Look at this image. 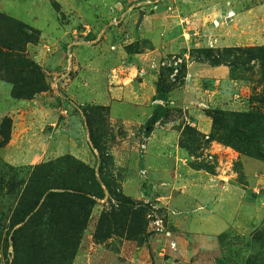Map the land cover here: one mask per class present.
<instances>
[{"label":"rangeland","instance_id":"rangeland-1","mask_svg":"<svg viewBox=\"0 0 264 264\" xmlns=\"http://www.w3.org/2000/svg\"><path fill=\"white\" fill-rule=\"evenodd\" d=\"M0 42V264H264V67L192 54L264 47V0H0ZM37 174L70 189L58 243L43 199L12 226Z\"/></svg>","mask_w":264,"mask_h":264},{"label":"trees","instance_id":"trees-1","mask_svg":"<svg viewBox=\"0 0 264 264\" xmlns=\"http://www.w3.org/2000/svg\"><path fill=\"white\" fill-rule=\"evenodd\" d=\"M12 35H13V41L14 40L19 41V38L30 39L28 33H26V28H24L23 25L18 24V23H16V28H15V31L13 30ZM9 47H10V44L4 45L3 43H2V49L0 47V57H2L3 59L5 58V60L7 59L6 61H9L8 59L9 56L4 54L3 50L9 49ZM243 52L245 56H248L252 60L254 59L258 60L259 64L262 67H264V47L253 48V49H249L245 51H242L239 48H224L221 51H217V52H215L212 49L202 48V49H196L195 51L192 52V54L195 53L199 61L203 63L204 62L208 63L211 66H220V65H224V63L227 62L232 67L233 65L227 59L230 58L236 61L237 58L235 57L238 56L236 53H243ZM23 62L25 63L24 64L25 67H27L28 69L32 68V63H29L27 61H23ZM6 68H7V65H5V70ZM22 73L23 71L21 72V70H18V74H19L18 78H21L22 80H24L25 78H22ZM164 83L165 82L162 76L160 75L158 78L156 94L153 98V101H155V104L153 103L154 104L153 112H152V115L149 121L147 122L149 124H154L156 122H159L161 119L166 117V113H167V110L165 107L166 96L164 93L166 88L163 87ZM13 85H15V83ZM37 89H39V82L38 80H36L35 76L34 77L31 76L29 77L28 84L24 81H21L19 84H17L14 87L13 93L16 95V96L14 95V97L15 98H29L37 93L36 91ZM211 117L213 118L214 124L216 125H221V123L223 124L224 119H225L224 113L221 112L220 110H214L211 113ZM8 123L9 121L5 120L2 122V125H1V127H4V129H2V131L0 132L1 138L3 140H7L8 135H9L10 125ZM234 127H237V126L234 124ZM147 135L148 134L145 133L146 137ZM93 175L94 174L91 173L90 175L91 179H89V181L94 180ZM29 180L30 181L28 183L29 185L28 191H26V194H28V197L25 199V202L22 203V210L19 213L21 218L15 219V221L12 222V226L21 224L25 218H27L30 214H32L33 211H35L39 202L43 199L45 203L43 205L41 204L40 208L36 211V213H41V209H43L41 215H45L48 218L47 219V229L49 230L48 232L49 234L48 235L43 234L45 238L41 243L45 242L47 238L49 240L51 239H54L55 241L57 240V243H58L61 240V238L62 239L65 238V233L60 230V227H61L60 225L63 222V219L60 215L59 207L62 209V211L65 210V207L63 204L60 203V200L62 199V197H65L62 194H66V193H59L57 190L59 189L70 190V189L56 188L54 185L48 182L46 177L45 179H41L38 174L36 177L31 176ZM0 181L2 182V180ZM79 196L81 197L80 206H83L82 211L85 210L87 206H89V202L94 203V201L91 200L89 194L79 195ZM66 220L67 218L65 219V222H67ZM70 221H71L70 224H73V220L70 219ZM83 223H80V226H82ZM32 233L34 234V232ZM40 235L41 233H38L36 237L34 236V238H38L40 237ZM61 243L65 244V241L62 240ZM38 245L39 244H37V246ZM38 248H40V245L38 246ZM37 250L40 253L41 248ZM38 252L27 254L25 255L24 259L27 260L33 254L38 253ZM54 255H57V252L54 253ZM218 263L225 264L224 261H221V260L218 261ZM21 264H24V262H22Z\"/></svg>","mask_w":264,"mask_h":264},{"label":"crops","instance_id":"crops-1","mask_svg":"<svg viewBox=\"0 0 264 264\" xmlns=\"http://www.w3.org/2000/svg\"><path fill=\"white\" fill-rule=\"evenodd\" d=\"M139 53H142V51H140L139 50ZM135 54V53H134ZM150 54H154L153 52H150ZM148 54H143V55H139L138 54V57H136L137 59H136V61L133 63V65H135L134 67H136L137 69L139 68L140 70H142V68L143 69H145V68H148V66H149V60L148 59H145V57L147 56ZM133 57H135V55L133 56ZM132 57V58H133ZM141 58V59H140ZM148 60V61H147ZM139 61H141V65H140V63H139ZM142 62H143V64H142ZM145 66V67H144ZM213 69V68H212ZM215 72H216V70H217V68H215V69H213ZM142 72H144L143 70L141 71V73ZM207 76V75H206ZM145 77V76H144ZM151 77H154V76H151ZM144 79V78H143ZM140 80V79H139ZM139 83H141L140 81H139Z\"/></svg>","mask_w":264,"mask_h":264},{"label":"water","instance_id":"water-1","mask_svg":"<svg viewBox=\"0 0 264 264\" xmlns=\"http://www.w3.org/2000/svg\"><path fill=\"white\" fill-rule=\"evenodd\" d=\"M142 16H143V13L141 12V13H140V19H142Z\"/></svg>","mask_w":264,"mask_h":264}]
</instances>
